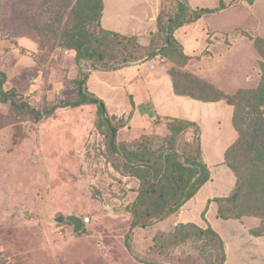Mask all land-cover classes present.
<instances>
[{"label":"rangeland","instance_id":"1","mask_svg":"<svg viewBox=\"0 0 264 264\" xmlns=\"http://www.w3.org/2000/svg\"><path fill=\"white\" fill-rule=\"evenodd\" d=\"M78 1L0 0V68L9 93L6 103L0 100V264H220L221 244L211 233L198 236L196 224L144 216L163 187L166 201L183 200L205 170L195 127L135 114V83L148 85L151 76L137 80L131 71L149 72L153 63L152 74L174 76L177 94L237 111L226 158L237 184L218 200L230 198L221 216L256 217L261 226L253 233L264 235V105L251 94L264 79V0H109L127 15L126 30L137 26L129 16L145 26L135 29L136 39L109 37L104 45L95 40L104 37L97 10ZM182 1L186 17L201 8L211 12L169 30L167 20ZM73 34L94 35L97 56L77 61L69 48ZM117 70L107 75L109 87L89 84L93 71ZM80 90L103 100L105 112L90 103L71 106ZM219 172L218 183L229 180ZM134 206L145 228H132ZM67 215L90 223L75 234L70 223L55 220ZM244 252H233L232 264H264V253Z\"/></svg>","mask_w":264,"mask_h":264},{"label":"crops","instance_id":"2","mask_svg":"<svg viewBox=\"0 0 264 264\" xmlns=\"http://www.w3.org/2000/svg\"><path fill=\"white\" fill-rule=\"evenodd\" d=\"M108 2L109 0H105L102 18L103 28L125 35H134L136 33L135 29H142L145 26L142 21L134 18V16H129V20L127 21L135 22L137 26L131 30H126L125 26L127 23H124L127 15L117 12L116 9L110 7ZM146 65L148 66V63ZM149 70V72H146L145 69H141L140 71H136V73L134 72L135 70H129L131 71L132 78H138L137 80L139 78L142 80L143 74L151 76L149 82H147L148 85H142L139 88L140 86H137V83H135L133 89L135 114L142 115V112H144L150 118L152 116L167 117L197 124L200 130L203 159L211 173L210 180L200 187L192 199L183 204L178 214L170 216L166 221L169 222V225L193 223L199 227L203 223L204 226L206 225V229L211 228L224 242L227 255L225 264H232L230 257L233 252L239 257L245 253L244 251L247 253L263 254L264 235L253 233V230H257L261 226L256 217H222L220 214L221 207L218 200L228 197L229 192L237 184L235 173L229 167L222 164L228 149L227 146L236 139L234 133L232 137V110L225 105L223 106V103L220 102L205 103L195 98L177 94L174 80L170 74H164V70H161L158 74L155 73L156 75L152 74L150 66ZM155 70H157V67ZM119 72L120 70L111 73L93 71L94 75L90 76L89 84L92 81H97L109 87L106 80L108 79L107 75ZM146 86H148V89ZM104 89L105 86L101 87L100 92L98 91L99 96L105 93ZM198 105L206 106L203 108H206L207 112L204 114L200 112L201 115H199L196 110ZM214 110L215 114L211 116ZM218 110L224 112L221 117H216ZM222 122L226 123L227 129H220ZM201 129L203 130L202 132ZM226 169L229 171L227 172ZM217 170L220 171L219 175L223 173L227 175L229 180L223 184L218 183L217 179H215L216 176H213V174H218ZM202 213H204V217H201ZM240 244L242 245V249L239 248L241 247ZM243 260L245 259H241L238 263L241 264ZM249 264H263V262L253 260Z\"/></svg>","mask_w":264,"mask_h":264},{"label":"trees","instance_id":"3","mask_svg":"<svg viewBox=\"0 0 264 264\" xmlns=\"http://www.w3.org/2000/svg\"><path fill=\"white\" fill-rule=\"evenodd\" d=\"M78 3H80L81 5H87L88 7H90L93 11H96V14L98 13V32L102 33L104 35V37L102 39L99 40V38H96L95 40L100 41V43L104 44H108V42H111L109 37H113V38H117V37H121L123 40H133L136 39L137 37H134L133 35H125V34H121L119 32L113 31V30H108L103 28V24H102V18H103V11H104V7H105V2L104 0H79L76 4V6L78 5ZM185 2H181V4L179 5V8H177L178 14H176V17L174 15H172L167 21L169 22V25L167 27V29L170 30L171 26H175L176 30L182 28L185 25L191 24L193 22H196L198 20H200L204 15L210 13V9L208 8H201L198 11H195V13H192V15H189L188 17H186L187 13H186V7H185ZM194 14V16H193ZM161 15L162 12L160 13L159 17H158V28L161 30V26H160V20H161ZM193 16V17H191ZM77 35H80L78 32L75 33ZM75 34H73L71 37L72 41L69 44V48L70 50L76 51L77 54V61H90L91 59L95 58L97 56V50L93 49L92 47V41H93V37L94 35L90 34V36H88V39H86L85 36H81L80 38L75 37ZM170 36V34H169ZM170 41V47H173V45L176 43L175 41H173L172 39H169ZM154 58V53L152 54ZM5 71L3 69L0 68V77L2 78V80L0 81V100L2 103H6L8 101V96L9 93L6 92L4 90V85H5V80L6 77L8 76L6 73H4ZM171 77L174 80L175 83V79L174 76L172 74H170ZM254 93V97L258 98L259 100H261L262 104L260 105H264V79L263 82L261 84V86L259 87L258 90H255L253 92H251V94ZM79 96H80V100L79 102L71 105L73 107H77L80 105H83L85 103H90V104H95L98 105L100 112L104 113L105 112V104L103 102V100L99 99L98 97H94V96H89L88 94H86L85 92L83 93L81 90L79 91ZM259 105V106H260ZM256 111H258V114H262V111L258 109H256ZM236 110L233 113L232 110V121L234 124H236L237 120V115H236ZM42 117V115L40 113L37 114V118L40 119ZM169 119V118H168ZM173 121H178V119H172ZM182 122H184L188 127H195L197 130V137H198V144H197V157H199V159L202 160V162H204L205 164V170L203 172V176L198 178V181L196 182V187L195 190H193L192 192H190L189 194L186 195V198L183 200H177V196H171V200L173 201V203L168 202L164 199V196H167V194L164 195V187L161 189V195L159 197V201L155 204V208L152 207V209L154 210H148L147 213L144 215L145 217L148 218H155L156 220H158L159 222H163L165 221L167 218H169L172 215H176L179 213V210L181 209V207L183 206V204H185L187 201H189L190 199H192L195 194L198 192V190L200 189V187H202L205 183H207L210 180V170L207 166V164L205 163L204 159H203V153H202V143L199 137V127L197 126V124L195 123H191L189 121L186 120H182ZM113 132H115V129H113ZM240 140V139H239ZM230 147L227 149L226 154H225V158L222 162V164H225L227 167H229L233 172H235L233 167H230L227 164V154H229V150ZM201 162V161H200ZM236 173V172H235ZM163 191V192H162ZM152 193H156V191L152 190ZM227 200H230V198L227 199H223L220 201V207L222 208L223 202H227ZM167 207L169 208V210L166 213V217H158L157 215L162 213V208ZM133 211L131 212L132 217L136 218L135 221H133L132 223V228L135 227H141V228H145L147 225L141 224L140 221L138 220V210L137 207L134 206ZM157 214H156V213ZM156 214V215H155ZM220 214H222V210H220ZM155 215V216H154ZM191 224V223H189ZM188 224V225H189ZM187 224H182L181 227H186L188 226ZM198 232L199 234H197L198 236H207L208 233L212 234L213 236H215L220 244H221V248H222V256H221V261L220 264H225L226 260H227V255H226V251H225V245L224 242L222 241V239L219 237V235L217 233H215L211 228L208 229H203L200 227V229L198 228ZM153 264V263H150Z\"/></svg>","mask_w":264,"mask_h":264},{"label":"water","instance_id":"4","mask_svg":"<svg viewBox=\"0 0 264 264\" xmlns=\"http://www.w3.org/2000/svg\"><path fill=\"white\" fill-rule=\"evenodd\" d=\"M55 220L58 223H62L64 221L70 223L73 226V230L75 234L82 233L86 228V225L84 224L83 219L77 215H67L65 217L60 216Z\"/></svg>","mask_w":264,"mask_h":264},{"label":"built area","instance_id":"5","mask_svg":"<svg viewBox=\"0 0 264 264\" xmlns=\"http://www.w3.org/2000/svg\"><path fill=\"white\" fill-rule=\"evenodd\" d=\"M152 69L156 68V65L153 63L150 65ZM83 222L85 225H88L90 223V218H84Z\"/></svg>","mask_w":264,"mask_h":264}]
</instances>
